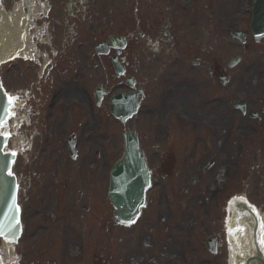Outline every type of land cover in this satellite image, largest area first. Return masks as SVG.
I'll return each instance as SVG.
<instances>
[{"label":"flooded vegetation","instance_id":"flooded-vegetation-1","mask_svg":"<svg viewBox=\"0 0 264 264\" xmlns=\"http://www.w3.org/2000/svg\"><path fill=\"white\" fill-rule=\"evenodd\" d=\"M240 3L0 0L18 34V50L5 64V89L20 97L19 131L33 160L21 181L24 258L40 262L56 250L58 260L48 264H74L73 245L91 236L83 205L106 231L107 105L117 91L137 93L139 116L155 122L164 116L169 130L171 111L183 117L194 132L190 159L249 164L244 178L263 174L264 62L248 80V54L227 61L219 55L236 50L228 43L236 42L231 27L251 36V16ZM111 33L123 36L124 46L117 54L113 47L97 53L95 42ZM112 55L122 68L118 76ZM155 127L153 136L138 138L142 148L160 146L155 138L163 126Z\"/></svg>","mask_w":264,"mask_h":264},{"label":"rangeland","instance_id":"rangeland-1","mask_svg":"<svg viewBox=\"0 0 264 264\" xmlns=\"http://www.w3.org/2000/svg\"><path fill=\"white\" fill-rule=\"evenodd\" d=\"M236 1L239 2V0ZM240 1L239 7L242 9L244 0ZM228 43L237 48V42L229 40ZM223 44L226 45L225 42ZM251 45L252 49L245 57L251 68L248 80H253L256 72L259 75L264 62V39ZM231 54L229 50L219 52L223 60H227ZM1 75H3L2 67H0ZM140 119L139 116L122 124L108 116V167L121 154V132L124 128L135 127L140 131V135H146L149 131L151 123L145 120L141 122ZM172 119L176 120V124L173 125L174 132L169 143L161 148L145 149L148 154L147 164L154 170V174L147 192L146 206L135 224L128 227H114L111 224L112 210L108 204L107 248L106 251L102 250L106 252L104 255L107 254L108 264H135L137 260H142L143 264L168 262L170 264H217L215 261L217 255L206 252L201 243L205 237L217 231H220L224 238L222 222L229 219L227 210L232 196L237 194L239 197L244 196L258 212L264 213V172L250 174L246 179L238 173L228 174L230 187L228 188L227 184V190L225 187L223 193L215 199L210 188L219 184L222 175L217 172L219 175L217 181L215 175L212 178H210L211 175L208 177L210 172L202 170V163L199 160L193 158L194 162L190 163L189 143L194 132H190L188 128H181L180 119L176 117ZM171 143L172 147H170ZM145 144L149 142L145 140ZM9 147H11L10 144ZM169 152H173L172 160L167 157ZM27 165H30V162L28 164L24 160L22 162L19 154L13 169L18 178L24 175ZM243 166L248 170V164L245 163ZM233 185L234 190L231 189ZM223 241L221 240L218 251V255L221 256L226 255Z\"/></svg>","mask_w":264,"mask_h":264},{"label":"water","instance_id":"water-1","mask_svg":"<svg viewBox=\"0 0 264 264\" xmlns=\"http://www.w3.org/2000/svg\"><path fill=\"white\" fill-rule=\"evenodd\" d=\"M254 17L252 25L259 24L258 14L264 13V0H258L253 9ZM256 14V15H255ZM122 97L116 95L111 100V113L116 117L123 119L132 112L131 107L121 103ZM7 99L0 88V114L5 110ZM4 143V138L0 137V144ZM13 155L4 151V146L0 150V236L15 239L19 230L18 210L16 204V180L9 174ZM7 164V169L3 165ZM149 182L148 171L145 167L141 150L137 148L136 139L133 134L128 135V142L124 145V153L121 159L114 163L110 170L109 179V199L114 207V217L116 221L122 224H129L134 221L138 214L139 207L143 204L144 190ZM239 197L233 195L234 198ZM251 205V203L248 202ZM233 203H230L227 213L232 215ZM239 211V212H238ZM234 214L237 218L241 211L251 213L252 220H255V214L249 207L239 205ZM250 221V222H251ZM250 222L248 225H250ZM230 225L235 224L233 216L229 221ZM251 230L250 240L255 247L256 253L248 254L246 260L252 255H262L263 251L257 246V233H260L258 225L247 226Z\"/></svg>","mask_w":264,"mask_h":264},{"label":"bare ground","instance_id":"bare-ground-1","mask_svg":"<svg viewBox=\"0 0 264 264\" xmlns=\"http://www.w3.org/2000/svg\"><path fill=\"white\" fill-rule=\"evenodd\" d=\"M15 33L16 30L13 26L7 24V20L5 17L0 15V60L6 57L11 53V47L15 43ZM13 149H18L20 147V143L18 138L13 140ZM234 221L236 223L237 220L243 221L245 226H248L249 222L252 220L251 213L248 211H241L240 215L236 218L235 214H233ZM230 227V223H228V228ZM229 232V230H228ZM251 230L246 227L244 232H241L236 237L230 236V245L232 249L234 264H244L246 261V256L248 254L256 253L255 247L253 246L250 240ZM260 233H257V246L258 248L264 249V246H261L259 243ZM12 256L11 249L5 246L2 243L0 246V264L8 261ZM257 264V263H252Z\"/></svg>","mask_w":264,"mask_h":264},{"label":"snow or ice","instance_id":"snow-or-ice-1","mask_svg":"<svg viewBox=\"0 0 264 264\" xmlns=\"http://www.w3.org/2000/svg\"><path fill=\"white\" fill-rule=\"evenodd\" d=\"M2 87V85H0ZM19 99V97H14V96H9L7 105L5 106V110L2 114H0V137L4 138V143L0 144V150H2L3 146H5L6 141L8 138H10L11 133L6 131L7 128V123H8V117L9 116H15V111H14V105L15 102ZM13 109L12 111H9V109ZM11 155H15V153H11ZM4 169H7V164L5 163L3 165ZM11 174V173H9ZM241 201L244 203H247L246 200H244L243 197H236L233 199V201H230L229 203H233L235 201ZM249 207L252 209V212L256 214V220L251 221L250 225H258L259 230H260V236H259V243L261 246H264V219L260 218V213L255 209L254 206L249 205ZM17 210H18V205H17ZM16 223H19L17 220ZM246 227L243 224V221L237 220L235 224L230 225L229 227V235L236 237L239 235L241 232H244L246 230Z\"/></svg>","mask_w":264,"mask_h":264}]
</instances>
